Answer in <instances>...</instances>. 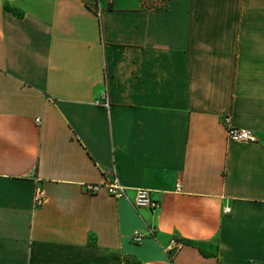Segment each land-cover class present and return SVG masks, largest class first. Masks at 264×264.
Returning a JSON list of instances; mask_svg holds the SVG:
<instances>
[{
    "label": "crops",
    "instance_id": "0c3cea01",
    "mask_svg": "<svg viewBox=\"0 0 264 264\" xmlns=\"http://www.w3.org/2000/svg\"><path fill=\"white\" fill-rule=\"evenodd\" d=\"M0 264H264V0H0Z\"/></svg>",
    "mask_w": 264,
    "mask_h": 264
},
{
    "label": "built area",
    "instance_id": "2783aa9c",
    "mask_svg": "<svg viewBox=\"0 0 264 264\" xmlns=\"http://www.w3.org/2000/svg\"><path fill=\"white\" fill-rule=\"evenodd\" d=\"M106 98V97H105ZM107 100V99H106ZM98 105H102L105 107H109V102L105 103L97 102ZM40 122V120H38ZM223 123L226 126V136L227 140L232 143H256L258 141L255 134L251 131L233 126L230 122V117H225L223 119ZM102 189L106 190L109 195L114 198H127V187L121 184L117 179L109 183L104 184H86L85 191L89 194H95L100 192ZM135 198L133 201V205L137 209H155L159 207V203L153 200L151 196V192L145 188L136 189ZM45 196L43 189L40 187L36 188L33 202L36 206H41L44 203ZM230 209L226 208L225 212H229ZM153 231H151L152 233ZM146 237L145 234L140 231H135L133 233V240L137 243H140ZM184 244L177 239H173L170 242L169 250L170 251H178L180 250Z\"/></svg>",
    "mask_w": 264,
    "mask_h": 264
},
{
    "label": "trees",
    "instance_id": "16d2710c",
    "mask_svg": "<svg viewBox=\"0 0 264 264\" xmlns=\"http://www.w3.org/2000/svg\"><path fill=\"white\" fill-rule=\"evenodd\" d=\"M95 1V3L97 2V0H94Z\"/></svg>",
    "mask_w": 264,
    "mask_h": 264
}]
</instances>
